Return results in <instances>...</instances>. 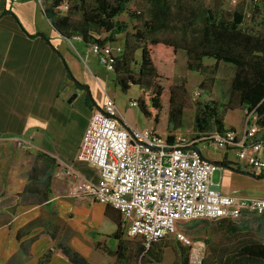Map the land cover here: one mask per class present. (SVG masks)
<instances>
[{"label": "crops", "instance_id": "obj_1", "mask_svg": "<svg viewBox=\"0 0 264 264\" xmlns=\"http://www.w3.org/2000/svg\"><path fill=\"white\" fill-rule=\"evenodd\" d=\"M250 1L264 7V0ZM49 2L0 0V264H7L11 254L14 264H75L61 256L62 246H70L92 264H98L92 260V253L96 252L94 247L102 246H96L100 242L95 235L86 236L87 227L94 228L89 230L93 233L106 218L116 227L120 221L119 211L111 205L79 202L65 194L59 198L53 190L56 183H50L54 168L66 175L57 181L64 189H70L80 179L98 177L96 166L76 160L78 145L92 110L103 103L107 94L114 97L112 86L119 85L113 71L104 66L80 36L67 37L55 29L44 11ZM183 52L179 49L176 59L181 55L185 61ZM227 65L233 71L232 65ZM230 77L224 91L229 88ZM85 86L96 104H86ZM222 91L217 94L212 88L210 96L221 98ZM116 105L120 122L145 126L138 125L128 106ZM236 108L244 115V107ZM231 110L225 114L224 124L240 128L243 115L239 121L228 119ZM196 146L215 163L211 180L222 192L264 197V176H258L251 166L241 162L233 148H220L203 138ZM258 155L264 158V143ZM70 165L73 170L68 172ZM70 210L72 216L66 220L64 213ZM55 215L65 224L56 221L57 225L50 227L49 221ZM67 223L71 224L70 235L65 233ZM182 225L180 222L186 232ZM236 225L232 227L227 218L206 220L205 226L192 234L202 247V264H264V259L241 253L248 236L264 239L256 236V230ZM30 236L34 237L24 241L26 248L19 247L20 241ZM169 236L161 240L165 243ZM49 249V258L43 259ZM110 249H114L112 244H108L106 253ZM110 255L112 264L116 254Z\"/></svg>", "mask_w": 264, "mask_h": 264}, {"label": "trees", "instance_id": "obj_2", "mask_svg": "<svg viewBox=\"0 0 264 264\" xmlns=\"http://www.w3.org/2000/svg\"><path fill=\"white\" fill-rule=\"evenodd\" d=\"M128 1L66 0L67 6L61 9L64 0H50L44 11L55 29L64 36H80L86 44L96 43L101 47L107 43L121 44L119 52L108 55L114 81L123 90L131 85L138 86L139 92L134 99L147 126L154 131H167L168 140L173 139L174 130L184 125V108L189 101L186 78L177 80L173 76L177 51L183 49L186 68L198 71L202 76L198 84L206 86L202 88L203 99L195 100L193 128L196 133L192 137L202 139L211 132L222 131L226 127L227 111L244 107V114L251 109L256 112L259 129L255 139L264 143V26H247L243 5L225 8L223 0H145L144 10L129 9ZM123 12H127L133 21L131 29L128 21L119 17ZM121 32L122 40L117 42ZM204 57H212L213 62L206 63ZM220 63L232 65L233 71L228 90H223L222 97L216 98L210 93ZM208 72L211 75H207ZM85 102L91 106L88 92ZM162 118L165 126L160 127ZM258 175L264 176V172ZM204 219L218 221L223 218ZM240 219L227 218L232 227H236ZM121 226L120 217L113 232L118 240L114 252L116 259L112 264H126L136 255L142 262L143 252L149 253L153 246L163 245L156 242L163 237L148 245L142 240L137 249L131 250L124 242ZM247 239L241 253L264 259V241L255 236ZM180 244L186 250V256L182 257L186 262L188 247ZM50 251L44 253L43 259L49 258ZM59 252L75 264H92L84 254L70 246L60 247Z\"/></svg>", "mask_w": 264, "mask_h": 264}, {"label": "built area", "instance_id": "obj_3", "mask_svg": "<svg viewBox=\"0 0 264 264\" xmlns=\"http://www.w3.org/2000/svg\"><path fill=\"white\" fill-rule=\"evenodd\" d=\"M64 1L60 8L64 9ZM108 69V55L121 50V44L90 45ZM130 105L136 100L130 99ZM259 129L254 109L243 115L240 128L225 127L202 138L220 148H233L237 158L259 174L264 172V158L258 155L262 146L256 140ZM154 131L147 125L128 126L119 120L113 96L92 110L81 136L76 160L88 162L99 170L98 177L80 179L75 192L116 208L122 225L130 236L139 235L144 243L167 235L188 247L193 264L202 260V247L181 227L192 218L233 220L252 214L264 216V197L222 192L211 180L215 163L205 158L196 146L199 137L178 136ZM18 142L23 143L21 140ZM73 170L69 166L67 171Z\"/></svg>", "mask_w": 264, "mask_h": 264}, {"label": "rangeland", "instance_id": "obj_4", "mask_svg": "<svg viewBox=\"0 0 264 264\" xmlns=\"http://www.w3.org/2000/svg\"><path fill=\"white\" fill-rule=\"evenodd\" d=\"M208 1V0H206ZM129 9L133 10V9H142L144 10L147 6L145 0H129L127 3ZM225 8H234V7H239L241 5H243V10H244V22L246 23V25L248 26H252V27H260V26H264V7H258L257 5L253 4L252 1L250 0H223V4H222ZM67 6V5H66ZM120 18H124L128 21L129 23V29H131V24L133 23V21L131 19H129L127 12H123L119 15ZM119 39L117 42H120L122 40L123 37V33H119L118 35ZM185 53L183 52V55ZM183 56H178V58L176 59L175 62V70L178 73L177 75L176 72L173 73V76H178L177 80L181 79V78H187L188 84H187V89H188V95H189V101L187 103V105L184 108V122H183V126L180 128H177L176 133L178 136H183V137H189V136H193L196 132L193 128V114H194V107H195V100L197 99H203V94L204 91H202L203 87L206 86H200L198 83L201 80V74L196 71V70H191L186 68V63L182 58ZM204 61L208 64H211L213 62L212 57H204ZM187 71V72H186ZM186 72V77L184 75V73ZM232 73V68L227 65V63H220V66L218 67V71L216 72V74L214 75L215 78V86H212V88H215L217 94L221 92L223 90V86H226L227 84V80L229 78V76ZM211 75L209 72L207 73V75ZM206 75V76H207ZM198 77H201L198 81H196V79ZM208 79V78H207ZM209 80V79H208ZM206 85V83L204 84ZM113 89V93H114V99L116 101V104H119L120 106L124 107V106H128L129 109V114H131V116L133 118H135L138 122V125H147L146 122V118L143 115L142 111L140 110L139 106L137 104L135 105H130L129 101L132 98L137 97L138 92H139V88L138 86H130L127 90H123L120 86H112ZM167 95L168 92L166 91L164 94V103L165 105L167 104ZM242 111H240V109H233L231 111H229V114L227 116L228 119H232L235 121H239L242 117ZM160 127L165 126L164 123V119L162 118L160 123H159ZM173 131V130H171ZM175 131V130H174ZM164 133V130L162 131ZM167 132V131H165ZM59 169V168H58ZM36 175V174H35ZM64 176H66L65 174H63L62 172H60L59 170H56L54 168V172L52 173V177H50V183H56L54 185V192H56V194H58L59 198H63L64 194L65 195H69L70 197H72L74 200L82 202L83 200H88V201H95L92 199H87L85 197H81L79 196L76 192H75V186L76 183H74L72 185V187L69 189H64V186L61 187L59 185H57V181H62L61 178H63ZM52 178V179H51ZM70 190V191H69ZM43 196H41L39 199H42L41 201H43ZM72 211H65L64 215L66 217V220H69V218H71ZM59 217H57L55 215V218H53V221H49V226L50 227H55L56 221H60L58 219ZM57 219V220H56ZM63 220V219H62ZM55 222V223H54ZM63 222V221H60ZM205 222L206 220L204 218H192L190 220H185L182 221V226L184 227V229L186 230V233L190 236H192L193 233L198 232L200 230V228H203L205 226ZM237 224H241V226H246L247 228H249L248 230H256V236H258L259 238L264 239V217H259L257 215H252L251 217H248L247 219L244 220H238L236 222ZM63 224H65V222H63ZM66 229H65V233L67 234H71L72 232V228H71V224L67 223L66 224ZM88 230L86 232V236L91 238L94 237L98 238L99 242L98 245L96 244V246H102V247H94L96 252H93L92 254V260H94L95 262H97L98 264H109L110 260L113 259V257L110 254H114V249L116 248L117 245V240L118 238L113 235V232L116 228V225L113 224L106 219H104L99 228L95 229V231L93 233H91L89 230L93 229L92 227H87ZM122 229V236L123 238L126 240L124 241L125 244L128 246V248H135L137 249V245L142 242V237L139 235L136 236H130L127 234V232L125 231V227L121 226ZM67 235V236H69ZM70 237V236H69ZM100 237V238H99ZM193 237V236H192ZM170 238V239H168ZM64 239H68V238H64ZM64 242H67V240H64ZM156 242H160L163 243V245H155L153 246L151 252H143L142 254V262H140V259L138 257V255H136L135 257L129 259L127 261L126 264H193L189 261V258L187 257L186 262L183 261L182 257L186 254V250L185 248H183V246L180 244V241H178L177 239H175L173 237V235L167 237L166 242L164 243L162 240H158ZM108 244H112L114 249H110L107 251L106 250L108 248ZM94 245V244H93ZM95 246V245H94ZM187 252H188V248H187ZM157 255H160V259L157 258ZM186 256V255H185ZM188 256V254H187ZM88 259V258H87ZM159 259V260H158Z\"/></svg>", "mask_w": 264, "mask_h": 264}, {"label": "flooded vegetation", "instance_id": "obj_5", "mask_svg": "<svg viewBox=\"0 0 264 264\" xmlns=\"http://www.w3.org/2000/svg\"><path fill=\"white\" fill-rule=\"evenodd\" d=\"M17 234H18V236H19V231L17 232ZM33 237L34 236H30V237H28V238H26L25 240H22V241H20V243H19V247H23V248H26L25 246H23L24 245V241H26V240H32L33 239ZM13 256V254H11L9 257H8V259H7V264H14L13 263V261L11 260V257ZM12 261V262H11Z\"/></svg>", "mask_w": 264, "mask_h": 264}, {"label": "water", "instance_id": "obj_6", "mask_svg": "<svg viewBox=\"0 0 264 264\" xmlns=\"http://www.w3.org/2000/svg\"><path fill=\"white\" fill-rule=\"evenodd\" d=\"M86 88H87V92H88V94H89V96H90V99H91V102L92 103H94V104H96L95 103V101H94V98L91 96V94H90V90L88 89V87L87 86H85ZM213 162V161H212ZM258 175V174H257ZM259 176V175H258Z\"/></svg>", "mask_w": 264, "mask_h": 264}]
</instances>
